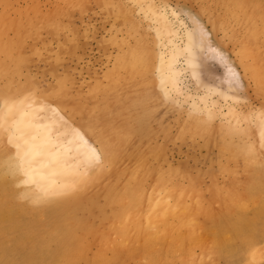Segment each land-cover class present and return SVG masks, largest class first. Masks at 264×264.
<instances>
[{
  "label": "rangeland",
  "instance_id": "rangeland-1",
  "mask_svg": "<svg viewBox=\"0 0 264 264\" xmlns=\"http://www.w3.org/2000/svg\"><path fill=\"white\" fill-rule=\"evenodd\" d=\"M153 8L178 34L205 24L241 75L237 101L206 95L227 87L203 58L201 84L183 73L189 97L166 96L174 34ZM0 86L58 107L116 158L45 198L3 128L0 264H264V0H0ZM203 96L212 108L195 109Z\"/></svg>",
  "mask_w": 264,
  "mask_h": 264
},
{
  "label": "bare ground",
  "instance_id": "bare-ground-1",
  "mask_svg": "<svg viewBox=\"0 0 264 264\" xmlns=\"http://www.w3.org/2000/svg\"><path fill=\"white\" fill-rule=\"evenodd\" d=\"M152 12L158 15L155 17L161 23L162 34L165 31L163 35L167 33L175 35H173L175 38L170 36L171 38L167 37L161 42L164 51H161L158 59L157 73L166 96L180 94L189 97V94H185L181 88L183 73H187L196 83L201 84L200 60L203 58L206 62H215L223 69L227 87V90H221L205 85L206 95L218 94L237 101L238 97L234 93L243 86L241 75L228 53L212 43L213 35L205 24L196 18L193 28L186 27L184 32H181L182 43L179 45L178 35L181 34L169 27L171 21L167 14L154 8ZM172 14L177 16L175 11ZM179 56L184 58L182 67L177 66ZM11 92L7 87L0 86V131L3 128L12 131L11 141L17 147L21 169L26 175L27 184L37 189L36 192L44 195L45 198H55L63 196L61 194L71 189V186L80 184V187L83 185L88 187L86 184L89 185V182L86 180H91L90 184L94 181L91 179L93 174L89 175L91 169L100 171L103 163H114L112 159L116 158L111 156L114 153L109 156V151H101L102 148L99 146L100 149L86 132L69 121L58 107H48L26 97L24 99L22 96L13 98ZM198 100L201 102L200 105L195 103L196 99L193 100L196 104L195 109L202 105L208 110L212 108V103L205 96L199 97ZM228 112L232 116L237 114L231 107ZM57 126L62 127L61 132L55 129ZM65 132L67 134L64 135ZM100 163L102 165L94 167ZM109 169L112 170V164ZM114 169L118 170L117 167ZM111 170L110 172L114 171ZM105 175L108 177L110 173L107 176L104 171L96 175V179ZM73 199L71 197L69 200L73 201ZM76 200L73 203H77ZM67 264H72V261Z\"/></svg>",
  "mask_w": 264,
  "mask_h": 264
}]
</instances>
